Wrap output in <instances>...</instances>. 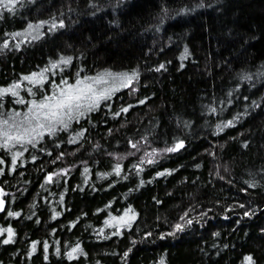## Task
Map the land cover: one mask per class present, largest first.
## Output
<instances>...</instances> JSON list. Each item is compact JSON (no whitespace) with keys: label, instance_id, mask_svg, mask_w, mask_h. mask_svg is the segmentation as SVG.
<instances>
[{"label":"trees","instance_id":"1","mask_svg":"<svg viewBox=\"0 0 264 264\" xmlns=\"http://www.w3.org/2000/svg\"><path fill=\"white\" fill-rule=\"evenodd\" d=\"M5 40L0 87L23 85L0 97L5 119L62 81L139 76L68 128L0 147V226L15 230L0 264H264V0H17Z\"/></svg>","mask_w":264,"mask_h":264},{"label":"snow or ice","instance_id":"2","mask_svg":"<svg viewBox=\"0 0 264 264\" xmlns=\"http://www.w3.org/2000/svg\"><path fill=\"white\" fill-rule=\"evenodd\" d=\"M17 3V0H0V8H11ZM53 19L52 29L57 27V22L55 18ZM49 23V21H38L35 25L29 23L24 34L35 31L39 32V29L44 25ZM59 26L63 27V20L58 21ZM42 35V33H40ZM10 36H19L22 33H11ZM8 40H5L3 45L0 47H7ZM19 44H17V47ZM187 53V48L185 49ZM64 63H68L71 60V57H62ZM61 61H57L59 64ZM164 65L161 64L160 68H163ZM114 77V80L109 86V80L106 79L105 75H97L95 77H84L83 79H77L75 84H69L67 81H62L65 87L60 88L58 93L54 92L51 96L45 95L43 99L37 101L32 100L30 106L28 107L27 113L20 114L13 112L11 116L5 119L3 116H0V147L8 149L11 145L25 143H34L37 138L43 136L44 132L55 133L56 126L58 124L63 125L64 128L69 127V122L73 119H76L78 116L83 115L85 112H90L93 108L99 105V102L103 99H107L110 94L116 89V85L119 87H127L133 83L139 76L138 71L133 70L129 72L114 73L109 74ZM44 78L43 70L40 73L33 72L28 76H24V80L31 81L33 83H41ZM23 85L20 81H13L7 86L0 87V97L5 94H11L12 96H19V89ZM31 91V89H29ZM143 103V101H140ZM255 104V102H253ZM131 107V106H129ZM126 109H122L125 111ZM118 115V113H116ZM19 117V119H18ZM238 118V117H237ZM232 120L227 121L226 125H218V127L223 130V127L231 125ZM183 141H178L174 147L165 149L164 151H174L180 147H183ZM135 147V145H133ZM155 151V150H154ZM22 155V153L17 152L13 155V163H15L16 157ZM35 159V157H33ZM59 159V157H57ZM2 162V161H0ZM151 162V161H150ZM121 165L117 164L113 171L119 174ZM4 169L0 168V173ZM61 172H66L67 169H60ZM87 172L88 170L85 169ZM168 171V170H165ZM164 173H157V175H163ZM56 173H49L45 179L51 181ZM102 175H107L104 173ZM143 183V181H141ZM5 201L3 199V189L0 188V211L4 210ZM129 210H125L124 216L113 217L120 226H129L130 222L135 219V215H128ZM249 213H245L248 215ZM18 212H8V216H18ZM59 215V213H56ZM183 219V217H181ZM190 224L191 221H188ZM176 230H183L184 225L177 223L175 226ZM7 233V239L4 243L10 242L15 236V230L9 225L7 228L0 226V234ZM175 232L168 233V235H174ZM219 233H216L218 235ZM147 235H151L148 233ZM165 234L161 233V237ZM36 242L33 241V251L35 250ZM47 247V245H45ZM80 250V244L77 243L75 247L71 249L68 253L69 258L76 254ZM131 251V249H129ZM127 252L125 253V256ZM47 258V257H46ZM161 264H163V258L161 259ZM242 264H255V261L252 255H246Z\"/></svg>","mask_w":264,"mask_h":264}]
</instances>
